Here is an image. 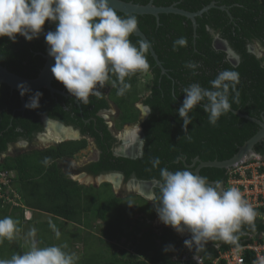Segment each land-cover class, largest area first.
Segmentation results:
<instances>
[{"label":"trees","instance_id":"16d2710c","mask_svg":"<svg viewBox=\"0 0 264 264\" xmlns=\"http://www.w3.org/2000/svg\"><path fill=\"white\" fill-rule=\"evenodd\" d=\"M124 1L145 5L151 0ZM152 1L156 6L176 4L177 7L191 12L198 11L212 2L215 6L196 17V28L190 18L180 14L162 13L159 19L153 14H136L138 26L148 38L161 65L148 48L146 57L150 70L126 78L131 83V89L125 95H117L118 82L115 87L110 85L111 80L116 79L113 76L109 84L100 89L102 96H90L87 105L81 104L72 96L56 94L52 97L49 90L42 88L36 90L43 94L39 100L40 107H26L23 110L19 92L0 82V167L15 172L14 185L27 206L63 217L79 224L80 227L93 228L94 218L102 223L98 229L100 238L88 235L96 238L100 246L116 253L110 255V259L104 251L95 250V242H89V237L83 235L79 240L84 244V258L88 250L93 253L92 262L86 261L84 264H200L195 256L202 259L201 264H212L220 252L247 244L251 235L260 237L264 232V219L259 216L264 214V208L261 207L255 209L257 215L253 224L242 225L235 242L216 239L199 247L194 245L189 248L184 244V239L178 238L175 231L164 228L158 233L150 231L156 238L170 239L173 247L178 249L176 257L172 254L175 249L161 254L158 252L149 257L148 252L152 248L145 246V243L137 245L135 242L138 236L136 240H131L130 245L124 242L117 249V241L123 238L128 241L131 238V231L128 232L123 227L121 229L122 224L113 221L115 212L118 216L122 213V203H128L125 207H129L131 199L134 202L140 200L144 204L142 217L146 225L147 222H153L158 215L154 202L148 201L142 195L119 197L109 182H104L99 187L87 186L62 172L58 160L73 158L78 152L86 149L89 144L86 137L64 141L47 149H34L17 156L2 158L10 145L20 140L32 142L36 135L44 130L41 117L47 114L52 119L79 129L83 135L95 138L101 156L88 167L91 174L116 172L124 175L125 181L136 178L140 181L160 182L161 168L166 167L170 171L185 168L194 170L197 167V164H194L197 157L203 161L230 159L260 130L258 123L237 114L236 111L258 120L264 119V56H258L257 52L249 50L250 45L257 50L258 47L264 50V0ZM222 6L227 9H222ZM117 14L121 17L127 16L119 11ZM55 27V23L46 21L44 32L39 38L31 41L19 34L15 41L7 36L0 37V63L22 77H36L45 64L44 54L47 53L48 44L44 34L50 30L54 31ZM217 35L225 39L240 56L238 65L229 60L224 50L214 47ZM181 36L187 38V47H178V50L173 51V41ZM129 39L136 46L142 41L134 33ZM187 61L199 63L200 67L195 70V75L193 70L185 67ZM226 69L235 70L240 74V82L237 85L238 102L232 103V111L222 115L215 126L208 122V114L201 106L194 108L189 113L192 122L188 125V134L192 136V140L188 141L182 127L183 120L177 111L186 96L182 90L197 82L210 88L209 82ZM163 70L166 72L163 73ZM145 73L151 76L146 88L147 93L142 92L140 85ZM52 85L69 93L55 78ZM36 91L25 93V101L28 102ZM141 100L151 109L149 116L142 123L145 134L143 152L137 158L116 156L112 152L116 139L98 113L113 102L122 110L121 121L117 124V127L121 128L127 122L138 120L139 109L135 104ZM256 151L264 155V141L256 145ZM46 157L50 158L47 165L43 163ZM155 157L160 159L157 167H153L151 163ZM200 174L210 182L226 183L229 169L206 166L201 168ZM153 191L158 195L159 187L154 186ZM9 212L10 208H2L0 201V218L8 216ZM108 215H113L111 221H108ZM133 233L138 235L139 231ZM15 241L4 240L0 243V259H10L13 254L22 253L21 247L14 244ZM132 249L134 252L131 253ZM246 253V262L249 264L253 253ZM100 254L104 260L98 259Z\"/></svg>","mask_w":264,"mask_h":264},{"label":"clouds","instance_id":"9594fccd","mask_svg":"<svg viewBox=\"0 0 264 264\" xmlns=\"http://www.w3.org/2000/svg\"><path fill=\"white\" fill-rule=\"evenodd\" d=\"M46 21L56 24L54 31L44 34L49 45L48 55L55 61L51 72L83 105L89 104L90 96L101 97L103 93L100 89L109 84L111 77L116 79L111 80L110 85L115 87L118 82L117 95L123 96L131 89V83L126 78L150 70L146 57L148 43L141 41L136 46L129 39L137 30V18L121 17L110 0H0V37L7 36L15 41L19 34L31 41L44 32ZM187 43L186 37L177 38L173 41V51L178 47H187ZM185 67L193 70L195 75L200 65L187 61ZM239 82L240 74L226 69L209 82L210 88L197 82L182 90L186 96L177 111L183 120L182 127L188 141L192 140L188 134V125L192 122L189 113L199 105L208 114V122L215 126L222 115L232 111V103L238 102ZM42 95L36 91L25 107H40ZM149 112H145L142 118ZM49 159L46 157L43 163L47 165ZM151 163L157 167L159 157L153 158ZM158 187L159 194L149 195L148 201L154 202L159 220L172 227L189 248L216 239L235 242L242 225L253 224L257 215L238 188L225 189L224 186L221 189L218 183H212L190 169L170 171L166 167L161 168ZM16 208L23 211L26 220L32 219V210L25 203ZM138 217L143 219L140 215ZM18 224L12 217L0 218V243L14 239L19 231ZM153 224L154 220L147 222V226ZM186 231L191 238L185 240L179 234ZM35 232L33 228L28 235L34 237ZM56 236H60L58 230ZM170 247L173 246H166L165 251ZM67 248V244L40 247L33 239L27 251L15 253L10 259H0V264H77L78 256Z\"/></svg>","mask_w":264,"mask_h":264},{"label":"water","instance_id":"95a60500","mask_svg":"<svg viewBox=\"0 0 264 264\" xmlns=\"http://www.w3.org/2000/svg\"><path fill=\"white\" fill-rule=\"evenodd\" d=\"M111 6L119 12H122L126 14L127 16H135L136 14H153L154 16L159 19V15L162 13H175V14H180L183 15L187 18H190L193 21L194 27H197V22H196V17L199 15H202L204 12L208 11L209 8L215 6V3L212 2L208 6H205L204 8L191 12L182 8H179L176 6V4H172L170 6H156L153 4V1L151 0L149 3L142 5V4H137L132 1L126 2L124 0H110ZM222 9H227L226 6H222ZM135 35L139 36L142 41L147 42L149 45V49L151 51V54L155 58L158 64L161 65L160 61L158 60V56L153 50L151 44L149 43L148 38L146 35L140 30L139 26H137V30L134 32ZM49 45L47 46L48 49ZM214 47L219 50H224L228 54L229 60L234 64L238 65L240 62V56L230 47L229 43L221 38L219 35L216 36L214 40ZM249 50L251 52H257L258 56H261L259 51L256 49V47L250 45ZM45 58V64L43 68L40 70L39 74L34 77V78H26L18 75L15 72L10 71L6 66L2 65L0 63V82L7 84L10 86L12 89L17 90L20 94L21 97V102H22V107L21 109H25V98L24 95H21V92L24 91V94L27 92H33L42 88H46L47 90L50 91L51 96L55 97L56 94H62L64 96H72L70 93H66L65 91H61L55 87H53L52 82L54 80V76L51 72V67L54 65V58L48 55V52L44 54ZM163 73L166 71L163 70ZM75 98V97H74ZM76 99V98H75ZM77 100V99H76ZM149 111V110H148ZM237 114H240L243 117H246L250 120L255 121L256 123L259 124L260 130L252 136L248 141L244 143L243 146L239 148V151L230 159L227 160H213V161H203L199 157L195 158L194 164H197V167L193 170L197 172L199 175L200 170L202 167L210 166V167H219V168H234L237 165L245 162L247 159L259 155V153L256 151V145L258 143H262L264 141V119L263 120H258L255 118H251L247 115H243L239 113V111H236ZM60 125H63L60 123ZM64 126V125H63ZM73 131L75 136H72V139H81V133L74 129L72 126L68 127ZM66 139V137H64ZM90 141H92L90 139ZM129 158H136V155H125ZM114 175V174H101L96 177L90 176L91 180H93V184L96 186H99L100 184L104 182L110 181L108 176ZM120 178H123L122 174H119ZM137 182L141 184H146L149 187V194H143L139 192L140 195L148 197L149 195L153 194V187L159 185V181H140L137 180ZM212 183H218L221 189H224L225 183L223 181L220 182H212ZM117 186V184H115Z\"/></svg>","mask_w":264,"mask_h":264},{"label":"flooded vegetation","instance_id":"af4514ba","mask_svg":"<svg viewBox=\"0 0 264 264\" xmlns=\"http://www.w3.org/2000/svg\"><path fill=\"white\" fill-rule=\"evenodd\" d=\"M258 49L261 51H264L263 49H261L259 47H258ZM135 106L139 109L138 120L136 122H127L121 128H118L117 124L121 121V115L120 114H121L122 110L117 105H115L113 102H110L108 108L102 109L98 113V115L104 119V122H105V124H107L109 130L111 131L112 136L116 139L114 146L112 148V152L116 156L127 157L125 155H136V158H137L143 152L144 142H142L141 139H143V140L145 139V134H144V130L142 127V123L147 119L150 112L148 115L144 116L143 118H142V116L144 115L145 112H147L148 110H151V109L149 106L145 105L142 100L137 102L135 104ZM41 118H42L41 120L43 122V129L44 130L42 132H39L32 142H30L28 140H20L16 144L10 145V148L8 149L7 153L4 154L2 156V158L9 156V155L10 156H17V155H20L24 152L32 151L34 149H42L43 150V149H47L49 147H54V146H56L59 143L64 142V141L76 140V139L71 138L72 136H75V134L73 133V131L71 129L68 128L69 125H66L63 122L52 119L47 114L42 115ZM60 123L63 124L64 126L60 125ZM53 124H55L57 127L61 128L63 130V131L59 132V134L64 133L65 134L64 136L66 137V139H64V137H60L59 134L55 132L56 128H54V126H52ZM73 128L78 130L81 133V131L79 129H77L75 127H73ZM85 137L87 138V140L89 142L88 146L91 145L92 148L94 149L93 154L89 157L88 160H86V162H84L83 166L80 167L78 170L73 168L71 165L65 164L64 167L62 166L61 169L67 175H69V177L74 178L75 176H79V178L83 177L86 179L87 177L89 178L90 176H94V177L98 176V175L91 174L88 171V167L100 159L101 152H100L99 148L97 147V144L95 142V138L81 134V139H83ZM130 137L133 138V140L127 139ZM90 139L92 141H90ZM130 144H133L134 148L132 151L134 153L133 154L123 153V149ZM127 158H129V157H127ZM70 159H72V158L59 159L58 160L59 166H60V163L62 161H66V160L69 161ZM103 174H107V175L114 174L116 176H119L118 173H116V172L103 173ZM119 174H121V173H119ZM79 178L76 180L80 181ZM83 181H84L83 183L81 182L83 185L90 186L93 184V183L87 184V182H91V180L90 181L83 180ZM108 182L112 184L113 190H115V184L111 180ZM129 182H137V179L131 178L128 181H125V178L123 175V178H121V180L117 186H122L123 184L129 183ZM133 190L138 192L137 189H133ZM123 193H124L123 195H125V194L128 195L127 190H125Z\"/></svg>","mask_w":264,"mask_h":264},{"label":"built area","instance_id":"2783aa9c","mask_svg":"<svg viewBox=\"0 0 264 264\" xmlns=\"http://www.w3.org/2000/svg\"><path fill=\"white\" fill-rule=\"evenodd\" d=\"M1 166V165H0ZM16 174L0 167V201L1 207L10 209L24 206L21 193L14 185ZM236 187L244 199L254 209L264 208V156L257 155L229 170V178L225 189ZM264 219V214L259 215ZM264 232L261 236L251 235L249 242L220 252L213 264H247V251L253 253L249 264H264ZM132 251V250H131ZM200 264L201 258L196 257ZM161 264V263H158Z\"/></svg>","mask_w":264,"mask_h":264},{"label":"rangeland","instance_id":"374dc122","mask_svg":"<svg viewBox=\"0 0 264 264\" xmlns=\"http://www.w3.org/2000/svg\"><path fill=\"white\" fill-rule=\"evenodd\" d=\"M258 51L261 54V56H264V51H261L259 49H258ZM149 80H151V76L148 73H145L142 76V79H141V82H140V85H141V88H142V92L143 93H145L147 91L146 88H147V85L149 84ZM93 151H94V149L90 145V146H88L87 149L79 152L74 158L70 159L69 161L68 160L62 161L60 163V167H62V166L64 167L65 164H67V165H71L73 168H75L76 170H78L80 167L83 166L84 162H86V160H88L89 157L93 154ZM74 179L76 180L75 177H74ZM90 183H93V180ZM90 183L87 182V184H90ZM131 183L132 182L125 183V184H123L124 186L122 185L121 187L115 185V190H119L118 195L119 194L120 195H123L124 194L123 192L125 190L128 191V195H135V194L139 193V191L137 192V191H134L133 190V189H136V188H135L134 185H131ZM137 195H139V194H137ZM131 203L133 205L130 206L131 210L128 211V212H131L130 214L127 212L126 216L124 217L122 214H120V216H118L119 214L117 212H115V215H114L115 217L114 218L111 217L113 215H111L109 217V221H111V219L113 218V221H119L122 224L120 226V228L121 227H123V228L125 227L126 230H128V232L131 231V238L128 239L129 242L128 241H125V239L123 238L121 241H117L115 243L118 246L117 249H119V246L123 245L124 242H127V244L130 245L132 243L131 240H136L135 238H137V236H138V238L136 240L137 242H135V243H137V245H139L140 243H145V246L148 245L149 248H152V250H155L156 253L160 252V254H161V253H164V252H167V251H171L172 249H175V247H170L169 250L165 251L166 246H169V245L173 246V243L170 241V239L164 240V239H161L160 237L156 238L155 236H153L154 233H152V232H153V229H154L155 226H149V227L147 226L146 227V224L143 221L145 219H142L141 220L140 219L141 217L136 218L137 215H140V216L143 215V214H140L139 213V212L143 213V208L142 207L141 208L139 207L142 204L141 201L137 202V200H136L134 202L131 199ZM127 204L126 203H122L121 204L122 205V208L120 207V209L122 210L123 209V206L125 207ZM138 208H139V212H138ZM116 209H118V206H117ZM64 223L65 222H62L60 224V228L57 229L59 231V233H60L59 238H57V236H56V231L57 230L55 232H51V231H49L47 229L46 230L45 229L44 230H40V231L37 229V231H39V233H38V235L35 233V237L38 240L41 237L42 240H44V241H47V242L48 241H53V242L56 241L54 244H56L57 242H59L61 244H67L68 246H69V244H72L74 241H78L79 239H81V233L78 232L77 228L75 226H73L72 223L69 222L68 226H64L63 227V225H65ZM116 224H119V223L117 222ZM116 224H115V226H117ZM127 224H129V225H127ZM45 225L46 224H44V225L42 224L41 225V221L37 224V226H41L42 228H44ZM133 226H135V227H133ZM50 227H52V224L50 225ZM53 227H55V224H53ZM134 231H139L138 235H135L133 233ZM89 236L90 235H86L85 237H89ZM91 240H93L95 242V246L93 248L95 250L98 249L100 252H103L104 251L105 254L110 257V259H111V256L110 255H114L116 253L115 251L108 250V249L104 248L103 246H100V244H98V240L96 238L89 237L88 241L90 242ZM29 242L31 243V241H29ZM40 243H41V241H40ZM118 243H119V245H118ZM77 246H78V244H77ZM80 246H83V245L82 244L80 245V243H79L78 248ZM82 248H84V247H81L80 250H82ZM132 252H134L133 249H132L131 253ZM91 255H93V253L89 252V250H88V252H86L85 258H82L80 261H78V264H84L86 261L92 262ZM101 255L102 254H100V256L98 257V259L104 260V258L102 259ZM137 255H138V252H137ZM148 256L149 257L152 256V252H149ZM95 259H97L96 255H95Z\"/></svg>","mask_w":264,"mask_h":264},{"label":"crops","instance_id":"0c3cea01","mask_svg":"<svg viewBox=\"0 0 264 264\" xmlns=\"http://www.w3.org/2000/svg\"><path fill=\"white\" fill-rule=\"evenodd\" d=\"M62 170V169H61ZM62 172L63 173H65L63 170H62ZM66 174V173H65ZM67 175V174H66ZM68 177H69V175H67ZM69 178H71V179H73L74 180V178H72V177H69ZM99 187V186H98ZM121 187V186H120ZM115 193H116V195L117 196H119V197H125V196H127V195H118V193H119V190H115L114 191ZM138 194V193H137ZM145 197V196H144ZM145 198H147V197H145ZM140 200H138L137 202H139ZM142 205V206H141ZM139 207H143V205L144 204H141ZM130 207V206H129ZM129 207H124L123 206V210H122V215L125 217L126 216V214H127V212L128 211H130L131 210V208H129ZM31 210H32V219L31 220H26L24 217H23V211L22 210H20V209H15V210H13V209H10V212L8 213V216L9 217H12V218H14L15 220H17L18 222H19V224H18V227H19V231L16 233V235H15V237H14V240H16L15 242H14V244H17L18 246H20L21 247V252H24V251H27L28 249H29V247H30V245H31V243L29 242V241H31L32 242V240L33 239H35L37 242H38V244H39V246L40 247H44V246H48V245H52V244H54L55 242H53V241H44V240H42V238L40 237V241H41V243H40V241L34 236V237H31L30 238V236L28 235V233L30 232V230L31 229H35L36 230V234L38 235V233H39V231L40 230H49V231H51V232H55L58 228H60V224L62 223V222H65L64 224L65 225H63V227L64 226H68V224H69V222L70 223H72L73 224V226H75L76 228H77V230H78V232H80L81 233V237H83V235L84 236H86V235H88V234H91V235H93L94 237H101V235H100V232H99V228L98 227H100L101 225H102V223L100 222V221H98L97 219H93V221H92V226H93V228H91V229H89V228H85L84 226H79V224H77V223H74V222H72V221H69V220H67V219H64L63 217H59V216H56V215H52L51 213H49V212H46V211H43V210H39V209H33V208H31V207H29ZM138 210H139V208H138ZM129 214L131 213V212H128ZM111 215H108L107 217H108V221H109V217H110ZM112 217V216H111ZM41 221V225L43 224H46L45 225V227L44 228H42L41 226H37V224L39 223ZM52 224V227H50V225ZM53 224H55V227H53ZM59 226V227H58ZM145 226V225H144ZM152 226H155L154 227V229H153V232H160L162 229H170V230H173V231H175L174 229H172V227H169V226H166L165 224H163L160 220H159V218L157 217V218H155L154 219V224L152 225ZM146 227H147V225H146ZM149 227V226H148ZM125 228V227H124ZM37 229L39 230V231H37ZM121 229H123V228H121ZM176 232V231H175ZM177 233V232H176ZM179 236L182 238V237H184L185 238V240L186 239H190L191 237V235L189 234V232L188 231H186L185 233H183V234H179ZM79 243H80V245L82 244L83 246H80L79 248H78V246H79ZM56 244H61V243H59V242H57ZM77 244H78V246H77ZM118 245H119V243H118ZM81 247H84V244L81 242V240H78V241H74L72 244H69V246H68V248L66 249V250H68L69 252H72V253H75L77 256H78V260H77V262L78 261H80L82 258H84V248H82V250H80V248ZM149 252H152V255H155V254H157L156 252H155V250H150ZM149 252H148V254H149ZM176 253H178V249H175V251H173V253L172 254H174V256L176 255ZM176 257V256H175Z\"/></svg>","mask_w":264,"mask_h":264},{"label":"bare ground","instance_id":"6f19581e","mask_svg":"<svg viewBox=\"0 0 264 264\" xmlns=\"http://www.w3.org/2000/svg\"><path fill=\"white\" fill-rule=\"evenodd\" d=\"M52 126H54V128H56V130H55V132L56 133H58L59 134V132H61V131H63L61 128H59V127H57L55 124H53ZM65 134L64 133H62V134H59V136L60 137H65L64 136ZM127 139H132L133 140V138H127ZM133 144H130V145H128L127 147H125L124 149H123V153H128V154H133L134 152L132 151L133 150ZM75 178L76 179H78L79 178V176H75ZM108 178L114 183V184H119V182H120V180H121V178L119 177V176H116V175H111V176H108ZM80 179V181L83 183L84 181L83 180H87V181H90L91 180V177H87L86 179L85 178H83V177H80L79 178ZM90 183V182H89ZM131 185H134L135 186V188L139 191V192H141V193H143V194H149V192H148V190H149V187L146 185V184H141V183H138V182H132L131 183ZM130 186V185H129ZM134 188V187H133Z\"/></svg>","mask_w":264,"mask_h":264}]
</instances>
